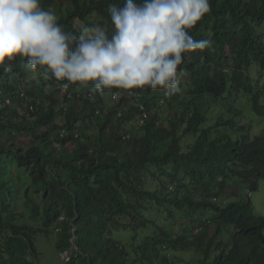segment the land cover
Here are the masks:
<instances>
[{
	"label": "trees",
	"instance_id": "1",
	"mask_svg": "<svg viewBox=\"0 0 264 264\" xmlns=\"http://www.w3.org/2000/svg\"><path fill=\"white\" fill-rule=\"evenodd\" d=\"M124 2L39 6L78 36L110 34L109 5ZM209 2L190 34L211 48L185 54L173 95L111 88L108 103L91 86L31 81L42 73L19 58L15 77L0 68V264H37L40 233L65 264H264V219L243 199L264 181V133L245 123L264 118V0ZM20 191L43 198L40 228L16 223Z\"/></svg>",
	"mask_w": 264,
	"mask_h": 264
},
{
	"label": "clouds",
	"instance_id": "2",
	"mask_svg": "<svg viewBox=\"0 0 264 264\" xmlns=\"http://www.w3.org/2000/svg\"><path fill=\"white\" fill-rule=\"evenodd\" d=\"M210 11L209 0H125L122 7L109 5L110 34L93 26L77 36L39 0H0V68L8 71L19 58L26 69L66 82L65 89L161 88L173 95L180 91L185 54L211 48V39L190 34ZM235 111L242 113L241 106ZM243 198L253 206L252 192Z\"/></svg>",
	"mask_w": 264,
	"mask_h": 264
},
{
	"label": "rangeland",
	"instance_id": "3",
	"mask_svg": "<svg viewBox=\"0 0 264 264\" xmlns=\"http://www.w3.org/2000/svg\"><path fill=\"white\" fill-rule=\"evenodd\" d=\"M12 68L9 67V70ZM12 75L15 77L14 70ZM41 79V80H40ZM45 81L46 79L42 74L39 73H33L31 74V81L40 82ZM20 81V80H19ZM24 84H28V80L23 81ZM45 84V83H44ZM105 95L104 97L107 98L108 103L116 102L117 96L116 95H110L109 89H103L102 90ZM240 93V92H239ZM239 95V94H238ZM233 102H237L233 100ZM228 104V102H227ZM248 103H242L239 106H241V111H248ZM238 107V106H237ZM236 107V108H237ZM235 109V107H234ZM246 117V124H252L253 125V135H258L260 132L264 131V118H256L251 117L250 114L245 112ZM240 120L237 119V122ZM132 127V129L136 130V128L133 127V124L129 125ZM251 129V130H252ZM19 143L23 146L29 145L32 141V137L29 134H26L22 139H18ZM230 194L234 192V190H228ZM184 193V192H183ZM244 199V198H243ZM245 200V199H244ZM252 202L254 206V212L256 215L262 217L264 219V181H260L258 183V188L255 192H252ZM43 205V198L39 194H30L27 198H25L21 191L19 192L13 206V210L15 212V221L19 225H27L32 226L34 228H40V222H39V216L40 212L42 210ZM155 211L151 212L150 215L154 217ZM149 217V216H148ZM115 230H121L119 227H116ZM143 234H148V231H143ZM49 236V235H48ZM35 246L38 252L37 257V264H65L67 261V256L70 252L59 254L58 251L55 248V234L50 235L47 237V235L40 233L35 237ZM193 253H187L184 255V258L188 260V258H191Z\"/></svg>",
	"mask_w": 264,
	"mask_h": 264
},
{
	"label": "built area",
	"instance_id": "4",
	"mask_svg": "<svg viewBox=\"0 0 264 264\" xmlns=\"http://www.w3.org/2000/svg\"><path fill=\"white\" fill-rule=\"evenodd\" d=\"M65 83H66V82H65ZM69 87H70V85H69ZM69 87H68V88H69ZM68 88H67V89H68ZM60 89H61V93H65V92H66V90H67V89H65V88H62V87H60Z\"/></svg>",
	"mask_w": 264,
	"mask_h": 264
}]
</instances>
